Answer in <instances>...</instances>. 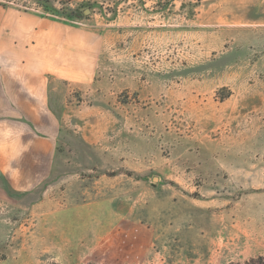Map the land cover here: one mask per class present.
<instances>
[{
  "label": "rangeland",
  "instance_id": "1",
  "mask_svg": "<svg viewBox=\"0 0 264 264\" xmlns=\"http://www.w3.org/2000/svg\"><path fill=\"white\" fill-rule=\"evenodd\" d=\"M0 3L102 38L92 81L52 101V177L0 201V264H110L114 224L144 264L264 256V0Z\"/></svg>",
  "mask_w": 264,
  "mask_h": 264
},
{
  "label": "crops",
  "instance_id": "2",
  "mask_svg": "<svg viewBox=\"0 0 264 264\" xmlns=\"http://www.w3.org/2000/svg\"><path fill=\"white\" fill-rule=\"evenodd\" d=\"M101 45L89 28L0 3V201L31 199L52 177L61 128L52 101L60 84L92 81ZM102 228L99 258L146 262L149 249L124 244L134 237L121 226Z\"/></svg>",
  "mask_w": 264,
  "mask_h": 264
},
{
  "label": "trees",
  "instance_id": "3",
  "mask_svg": "<svg viewBox=\"0 0 264 264\" xmlns=\"http://www.w3.org/2000/svg\"><path fill=\"white\" fill-rule=\"evenodd\" d=\"M237 264H264V256H258L256 258H251L243 263Z\"/></svg>",
  "mask_w": 264,
  "mask_h": 264
}]
</instances>
